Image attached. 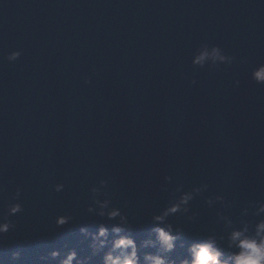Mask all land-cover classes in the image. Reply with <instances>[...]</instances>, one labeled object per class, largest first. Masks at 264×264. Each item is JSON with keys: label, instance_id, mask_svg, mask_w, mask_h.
Instances as JSON below:
<instances>
[{"label": "water", "instance_id": "95a60500", "mask_svg": "<svg viewBox=\"0 0 264 264\" xmlns=\"http://www.w3.org/2000/svg\"><path fill=\"white\" fill-rule=\"evenodd\" d=\"M205 42L236 60L193 67ZM13 50L22 55L9 63ZM259 63L261 0H0V214L17 187L24 207L0 236V261L19 250L15 264H41L65 245L89 255L79 227L102 220L86 210L100 179L138 240L169 199L165 175L170 190L207 183L205 195L234 202V219L264 200V85L250 78ZM218 207L197 197L195 223L170 220L191 241L220 231ZM64 214L73 220L56 227Z\"/></svg>", "mask_w": 264, "mask_h": 264}, {"label": "clouds", "instance_id": "9594fccd", "mask_svg": "<svg viewBox=\"0 0 264 264\" xmlns=\"http://www.w3.org/2000/svg\"><path fill=\"white\" fill-rule=\"evenodd\" d=\"M264 3V0H261ZM22 55L20 50H13L6 55L9 63L17 61ZM236 57L227 53L216 44L202 43L191 55V64L195 68H219L220 65H232ZM241 63H247L241 59ZM250 78L256 84L264 85V63L256 64L250 69ZM91 78L84 77V83L90 84ZM194 85L195 79L191 81ZM237 86L240 81H234ZM161 190L169 192L166 204L150 218V226L142 239L133 233L132 222L121 207L113 203L112 194L108 191L109 181L100 179L90 189V201L87 212L102 218L95 226L81 225L79 234L88 242L89 255L81 256L76 247L64 246L53 248L46 255H41V264H93L99 257V264H264V200L249 201L240 208L234 219L229 210L234 202L224 195L210 194L207 183L194 185L186 189L183 183L173 184V176L165 175ZM65 188L63 183L52 185L59 193ZM22 189L17 187L0 214V236L16 228L12 217L24 211L20 202ZM202 197L208 208L219 206L216 211V224L220 231L210 230L206 235L191 241L184 239V227L174 224L170 218L182 216L186 221L195 223L198 213L192 211L191 202ZM125 206H127L125 204ZM73 220L68 214L55 218L56 227H62ZM106 221H115L109 226ZM177 248L184 250V255L174 256ZM21 251L10 254L11 264L20 261ZM0 264H3L0 261Z\"/></svg>", "mask_w": 264, "mask_h": 264}]
</instances>
